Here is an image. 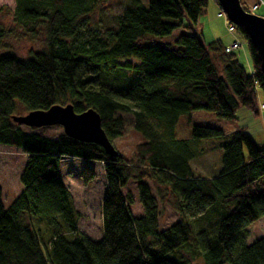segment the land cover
Masks as SVG:
<instances>
[{
    "label": "trees",
    "instance_id": "16d2710c",
    "mask_svg": "<svg viewBox=\"0 0 264 264\" xmlns=\"http://www.w3.org/2000/svg\"><path fill=\"white\" fill-rule=\"evenodd\" d=\"M105 1L13 0L14 25L30 39L43 35L45 47L27 59L0 55V145L26 157L22 191L7 209L0 189V264H264V236L247 245L245 232L251 223L264 222V148L243 129L224 134L193 125L189 139L176 138L179 118L187 116L190 124L196 111L229 121L240 109L259 115L257 90L264 95V82L247 37L236 29L247 42L251 74L220 42L203 44L190 33L208 0H147V7L130 0L115 27L87 31L86 20ZM247 4L241 1L245 11ZM176 29L186 33L173 47L141 45L147 36L162 38ZM9 35L0 23V45ZM68 104L77 114L95 111L110 142L122 133L118 115L131 116L142 138L137 164L64 133L49 138L24 132L12 121L19 109L27 114ZM201 140L207 145L200 147ZM216 150L222 152L218 175H196L190 162ZM65 158L102 164L99 241L78 228L60 174ZM143 167L174 199L179 220L167 228L159 229ZM80 177L91 182L93 169L84 165ZM131 182L138 215L130 210L132 196L122 192ZM40 223L49 230L46 244Z\"/></svg>",
    "mask_w": 264,
    "mask_h": 264
},
{
    "label": "rangeland",
    "instance_id": "374dc122",
    "mask_svg": "<svg viewBox=\"0 0 264 264\" xmlns=\"http://www.w3.org/2000/svg\"><path fill=\"white\" fill-rule=\"evenodd\" d=\"M130 0H108L100 3L86 20L87 31L102 33L104 30L116 26V20L121 11L129 4ZM144 7L148 6L147 0H138ZM261 5L254 15L264 16V0H260ZM256 3V0H255ZM253 2L248 3L247 11L252 7ZM14 9L13 0H0V23L10 31V35L0 45V55L13 54L19 59H27L32 53L40 52L44 49V37L39 35L34 39L24 36L19 28H17L12 20V12ZM223 13L215 0H208L206 11L201 15L195 24H192L191 34L200 38L203 44L212 41H218L223 46L231 45L235 40L242 44V47L234 52L236 60L243 66L246 73L253 72L251 61L248 54L246 40L238 33L230 34L226 26L228 19L219 17L218 14ZM226 16V15H225ZM183 23H189L186 16L183 17ZM85 31V34H87ZM186 32L176 29L169 36L154 37L147 36L141 45H150L156 43L166 47H173L176 38ZM126 62H133L126 60ZM257 104L264 105V95L262 90H257ZM19 116L25 115L24 111L18 110ZM123 122L122 133L118 138L113 139L110 143L116 154H120L129 165H135L138 162L136 156V146L142 143V138L133 130L132 117L126 114L118 115ZM236 120L229 121L217 118L213 113L207 111H196L191 113L188 124L187 116H181L176 126L177 139H189L191 127L193 125H202L215 129H219L224 134H230L238 129H243L245 133L252 137V140L260 147L264 148V110L260 111L258 116L250 114L247 110L240 109L236 113ZM24 132L42 133L49 138H56L63 133L60 126L43 127L32 130L25 126H20ZM207 142L199 141V146L204 147ZM246 156V153L244 152ZM26 163V157L20 151L0 145V189L2 192V204L7 209L14 199L22 191V185L19 178ZM61 179L67 186L73 200L74 208L79 215L78 228L92 240L99 241L102 239V221L100 204L105 193V179L102 164L100 162H86L76 160L74 158H65L61 162ZM87 165L94 171V179L83 184L81 181V168ZM191 169L196 175L203 178H214L218 175L222 167V152L220 150L212 152L202 151L201 155L195 157L190 162ZM146 174L145 182L156 199L159 210V229L167 228L175 224L179 220V215L173 207L174 199L166 189L155 183L151 178L149 171L143 167ZM123 194L129 193L133 202L130 210L133 215L141 213V207L138 203L136 183H129L123 188ZM34 218V217H33ZM38 219V218H34ZM31 223L34 224L33 221ZM44 223V222H43ZM36 225V224H35ZM44 229L43 224L36 225ZM43 234V243L48 241L47 236L49 230L46 227ZM246 244H252L256 239L264 236V222L259 219L246 226ZM196 264H202L200 260Z\"/></svg>",
    "mask_w": 264,
    "mask_h": 264
},
{
    "label": "water",
    "instance_id": "95a60500",
    "mask_svg": "<svg viewBox=\"0 0 264 264\" xmlns=\"http://www.w3.org/2000/svg\"><path fill=\"white\" fill-rule=\"evenodd\" d=\"M228 21L240 28L254 50L264 82V17L245 11L240 0H216ZM12 121L31 129L60 126L63 133L76 141L100 146L108 155L116 151L101 127L99 115L92 109L80 114L72 105H54L45 111H31L22 116H13Z\"/></svg>",
    "mask_w": 264,
    "mask_h": 264
},
{
    "label": "built area",
    "instance_id": "2783aa9c",
    "mask_svg": "<svg viewBox=\"0 0 264 264\" xmlns=\"http://www.w3.org/2000/svg\"><path fill=\"white\" fill-rule=\"evenodd\" d=\"M242 1V0H241ZM261 5L260 0H256V3H254L252 5V7L248 10L249 13L251 12H255L259 9V6ZM219 17H223L224 19H226V16L224 13H220L218 14ZM227 31L234 35V33L236 32V27L235 25H233L232 23L228 22L227 26H226ZM242 47V44L235 40L234 42L231 43V45H228L224 48V52L225 53H234L235 51H237L238 49H240ZM259 110L262 111L264 110V105L263 104H259Z\"/></svg>",
    "mask_w": 264,
    "mask_h": 264
},
{
    "label": "crops",
    "instance_id": "0c3cea01",
    "mask_svg": "<svg viewBox=\"0 0 264 264\" xmlns=\"http://www.w3.org/2000/svg\"><path fill=\"white\" fill-rule=\"evenodd\" d=\"M243 2H245V3H250V2H255V0H242ZM259 16H262V15H259ZM227 46V45H226ZM225 46V47H226ZM247 134V133H246ZM248 135V134H247ZM250 136V135H249ZM251 137V136H250ZM252 138V137H251ZM61 171V170H60ZM61 174V173H60Z\"/></svg>",
    "mask_w": 264,
    "mask_h": 264
},
{
    "label": "bare ground",
    "instance_id": "6f19581e",
    "mask_svg": "<svg viewBox=\"0 0 264 264\" xmlns=\"http://www.w3.org/2000/svg\"><path fill=\"white\" fill-rule=\"evenodd\" d=\"M241 1V0H240Z\"/></svg>",
    "mask_w": 264,
    "mask_h": 264
}]
</instances>
